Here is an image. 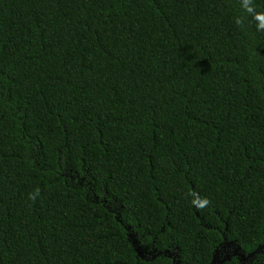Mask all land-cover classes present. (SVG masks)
I'll use <instances>...</instances> for the list:
<instances>
[{
	"label": "trees",
	"instance_id": "obj_1",
	"mask_svg": "<svg viewBox=\"0 0 264 264\" xmlns=\"http://www.w3.org/2000/svg\"><path fill=\"white\" fill-rule=\"evenodd\" d=\"M225 238L264 245V0H0V264Z\"/></svg>",
	"mask_w": 264,
	"mask_h": 264
},
{
	"label": "water",
	"instance_id": "obj_2",
	"mask_svg": "<svg viewBox=\"0 0 264 264\" xmlns=\"http://www.w3.org/2000/svg\"><path fill=\"white\" fill-rule=\"evenodd\" d=\"M131 237H133L131 235ZM134 245V243H133ZM221 248V249H220ZM219 249H217L215 251V254L213 256V260H212V264H225L226 262H230L233 258H236L241 264H247L248 262L251 264L254 259H256V256L258 254H261L263 252L264 249V245L260 246L258 249H256L254 252L246 255L241 247L239 245H237L235 242H229L226 238L224 239V243L220 246ZM230 248H234V251L230 252L229 250L226 251V255L223 257L221 255V250L223 249H230ZM140 252L138 251V254ZM156 254L157 252L154 250L152 252H149L147 255H152V254ZM165 254L167 255L169 258L172 259L173 264H180L179 260H178V256L174 255L172 252H170L169 250L165 251L164 253L159 252L156 255H162ZM142 258H145L146 255H140Z\"/></svg>",
	"mask_w": 264,
	"mask_h": 264
},
{
	"label": "clouds",
	"instance_id": "obj_3",
	"mask_svg": "<svg viewBox=\"0 0 264 264\" xmlns=\"http://www.w3.org/2000/svg\"><path fill=\"white\" fill-rule=\"evenodd\" d=\"M249 10H250V9H249ZM237 23H239V21H237ZM30 198H31V199H34L35 196L30 194ZM207 203H208V201H207V199L205 198V199H202V200H199V201H198V206L203 207V206H205Z\"/></svg>",
	"mask_w": 264,
	"mask_h": 264
},
{
	"label": "rangeland",
	"instance_id": "obj_4",
	"mask_svg": "<svg viewBox=\"0 0 264 264\" xmlns=\"http://www.w3.org/2000/svg\"><path fill=\"white\" fill-rule=\"evenodd\" d=\"M221 249V248H220ZM229 250L230 252L234 251V248H230V249H222L221 250V255L224 257L226 255V251Z\"/></svg>",
	"mask_w": 264,
	"mask_h": 264
},
{
	"label": "flooded vegetation",
	"instance_id": "obj_5",
	"mask_svg": "<svg viewBox=\"0 0 264 264\" xmlns=\"http://www.w3.org/2000/svg\"><path fill=\"white\" fill-rule=\"evenodd\" d=\"M228 251V250H227ZM247 264H250L249 262Z\"/></svg>",
	"mask_w": 264,
	"mask_h": 264
}]
</instances>
